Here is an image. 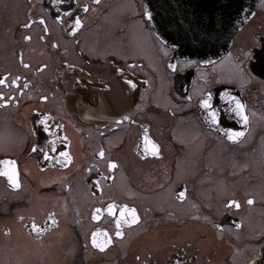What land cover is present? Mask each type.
Wrapping results in <instances>:
<instances>
[{
  "label": "flooded vegetation",
  "instance_id": "obj_1",
  "mask_svg": "<svg viewBox=\"0 0 264 264\" xmlns=\"http://www.w3.org/2000/svg\"><path fill=\"white\" fill-rule=\"evenodd\" d=\"M217 51L168 48L144 0H0V264H264L247 219L264 165V0ZM65 66L103 72L117 113L76 119Z\"/></svg>",
  "mask_w": 264,
  "mask_h": 264
},
{
  "label": "water",
  "instance_id": "obj_2",
  "mask_svg": "<svg viewBox=\"0 0 264 264\" xmlns=\"http://www.w3.org/2000/svg\"><path fill=\"white\" fill-rule=\"evenodd\" d=\"M255 4L256 0H144L146 16L166 46L180 55L200 58L207 48L223 53L254 12ZM92 74V70L67 66L59 72V85L75 118L82 123L101 125L106 121L94 120H105L117 110L115 103L108 100L105 86L92 87L91 98L83 88L76 89V80L84 84ZM133 95L132 92L129 101Z\"/></svg>",
  "mask_w": 264,
  "mask_h": 264
},
{
  "label": "rangeland",
  "instance_id": "obj_3",
  "mask_svg": "<svg viewBox=\"0 0 264 264\" xmlns=\"http://www.w3.org/2000/svg\"><path fill=\"white\" fill-rule=\"evenodd\" d=\"M112 31H113L112 39H115V37L113 35L115 32V27L112 28ZM141 31H144L146 34V31L143 30V28H141ZM129 37L131 38V34ZM146 37H147V40L149 42V38H148L147 34H146ZM115 42H117L119 44L120 48L116 47L115 49L120 54H122V50L124 52L127 50L128 52H130V54H133V56L143 53L142 50H139L137 48L135 50H133L134 46L132 45V43H129L127 45L128 48H126V44H123L118 39ZM101 47L103 48V44L101 45ZM92 51L95 52L94 50H92ZM227 160L228 159H226L225 161H227ZM240 163L242 165L245 164L242 160L240 161ZM254 167L256 168L255 172H254L255 177H256V183L254 185V183L251 181L250 182L251 185H254V186H250V187H248V189H250V191H252V192L258 193V198L260 200V203L258 205H256L255 208L252 209V211L247 216V219H248V222H253L254 231L257 233V235H259L261 231H264V165H263V163L260 162V158H256V162H255ZM224 188H225V186H224ZM254 188H256V190H253ZM258 214H263V215L262 216L260 215V217H258Z\"/></svg>",
  "mask_w": 264,
  "mask_h": 264
},
{
  "label": "snow or ice",
  "instance_id": "obj_4",
  "mask_svg": "<svg viewBox=\"0 0 264 264\" xmlns=\"http://www.w3.org/2000/svg\"><path fill=\"white\" fill-rule=\"evenodd\" d=\"M75 23H76L77 25H79V24H80V20L77 18L76 21H75ZM14 82H15V81H13V83H14ZM0 83H3V81H0ZM204 103H205V105H207V101H205ZM237 107H238V108L241 110V112H242L243 106L240 105L239 102H237ZM213 118H215V113H213ZM243 120L246 122V121H247V117H243ZM228 131H229V138H230V139H236L237 137L243 135V132H235V133H232V130H228ZM155 147H156V146L153 145V148H155ZM102 154H103V153H101V155H102ZM5 163H9V164H11L12 162L8 161V162H5ZM109 166H110V167H115L114 164H110ZM3 174L9 177V181H10V183H11L14 187H17V188H18V187L20 186V185H19V181H18V179H16V176H15L14 171H13L12 173H10V172H4ZM182 196H183V193H181V197H182ZM249 202L251 203V201H249ZM233 203H234V202H233ZM237 206H238V205H237ZM136 219H137V217H135L134 210H133V220H132V221H126V222L134 223ZM34 230H35V226H34ZM116 234H117V235H121L122 233L117 232ZM93 235L95 236V234H93ZM108 242L110 243L111 241L109 240ZM93 243L95 244V239H93ZM97 246L99 247V245H97Z\"/></svg>",
  "mask_w": 264,
  "mask_h": 264
},
{
  "label": "bare ground",
  "instance_id": "obj_5",
  "mask_svg": "<svg viewBox=\"0 0 264 264\" xmlns=\"http://www.w3.org/2000/svg\"><path fill=\"white\" fill-rule=\"evenodd\" d=\"M136 36L139 38V39H141L142 38V35H141V33L137 30V33H136ZM114 93H122L121 92V88L120 87H116L115 88V90H114ZM106 115V114H105Z\"/></svg>",
  "mask_w": 264,
  "mask_h": 264
}]
</instances>
